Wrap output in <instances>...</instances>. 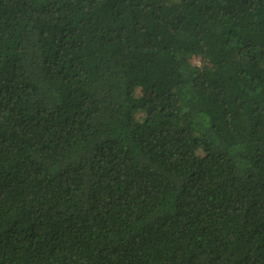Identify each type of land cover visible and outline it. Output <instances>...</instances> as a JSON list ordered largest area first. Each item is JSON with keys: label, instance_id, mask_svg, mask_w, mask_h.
<instances>
[{"label": "trees", "instance_id": "obj_1", "mask_svg": "<svg viewBox=\"0 0 264 264\" xmlns=\"http://www.w3.org/2000/svg\"><path fill=\"white\" fill-rule=\"evenodd\" d=\"M0 264H264V0H0Z\"/></svg>", "mask_w": 264, "mask_h": 264}]
</instances>
